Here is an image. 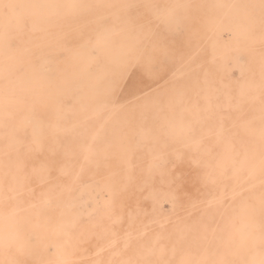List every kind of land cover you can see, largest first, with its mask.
I'll return each mask as SVG.
<instances>
[{
    "label": "rangeland",
    "instance_id": "1",
    "mask_svg": "<svg viewBox=\"0 0 264 264\" xmlns=\"http://www.w3.org/2000/svg\"><path fill=\"white\" fill-rule=\"evenodd\" d=\"M0 41V264H264V0H24Z\"/></svg>",
    "mask_w": 264,
    "mask_h": 264
},
{
    "label": "bare ground",
    "instance_id": "2",
    "mask_svg": "<svg viewBox=\"0 0 264 264\" xmlns=\"http://www.w3.org/2000/svg\"><path fill=\"white\" fill-rule=\"evenodd\" d=\"M24 0H0V5L1 4H8V5H15V4H21L22 2H23ZM27 1H32V0H26V2ZM48 1V0H47ZM56 1V0H55ZM57 1H62V0H57ZM73 2H75V0H72ZM42 7V6H41ZM18 8V7H17ZM227 14V13H226ZM247 22V24H246V29L248 28V26H249V24L250 25H252L254 22L253 21H246ZM111 31V30H110ZM3 32V31H2ZM112 32V31H111ZM4 33V32H3ZM246 33H247V31H246ZM107 36V35H106ZM111 37V36H110ZM249 34L247 35L246 34V36H245V39L246 40H254V38H255V36H252V37H249ZM108 38H109V36H108ZM118 38V37H117ZM104 41V40H103ZM1 42V41H0ZM4 42V41H3ZM118 42V41H117ZM117 44V43H116ZM119 44V43H118ZM6 45V44H5ZM7 46V45H6ZM80 46H81V44H80ZM100 46V45H99ZM103 46L104 47H100V48H104V49H107L106 48V46L107 45H105V41H104V44H103ZM237 46V45H236ZM123 47V46H122ZM108 48H109V44H108ZM106 53V52H105ZM108 54V53H107ZM226 54H228V53H226ZM12 55H14V54H12ZM11 55V56H12ZM74 55H77V54H74ZM100 55V52L97 54V56H95V57H97L98 58V56ZM225 55V54H224ZM10 56V55H9ZM78 56V55H77ZM245 59V58H244ZM243 59V60H244ZM96 60V59H95ZM216 63V62H215ZM53 65V64H52ZM44 68V67H43ZM42 68V69H43ZM47 69V68H46ZM132 70V68H129L127 71H126V73L124 74V76H123V78H122V82H123V84H124V82H126L127 80H128V78H129V75H130V71ZM43 71V70H42ZM48 71H49V69H48ZM103 71V70H102ZM174 76H177L176 74H173ZM178 77H180V76H178ZM263 80V79H262ZM78 85V84H77ZM79 86V85H78ZM93 86H94V84H93ZM79 88V87H78ZM122 89V88H121ZM32 90V89H31ZM95 93V92H94ZM139 95H141V94H137L135 97H137V96H139ZM34 97H36V96H34ZM37 97H38V95H37ZM39 98V97H38ZM8 100V99H7ZM39 101V100H38ZM5 102V101H4ZM168 105V104H167ZM166 105V106H167ZM181 105V104H180ZM64 108V107H63ZM67 108V107H66ZM85 108V107H84ZM83 108V109H84ZM68 109V108H67ZM66 110V109H65ZM94 110V109H93ZM119 110V109H118ZM143 110H145L144 108H143ZM69 111V110H68ZM73 112V111H72ZM75 112V111H74ZM94 112V111H93ZM209 112V111H208ZM76 113V112H75ZM95 113V112H94ZM206 113V112H205ZM71 114V113H70ZM72 114H74V113H72ZM97 114H99L98 112L95 114V115H97ZM203 114H204V112H203ZM205 115V114H204ZM209 115V114H208ZM210 117V116H209ZM34 118V117H33ZM253 120V119H252ZM254 121V120H253ZM108 122V121H107ZM254 122H256V121H254ZM260 123V122H259ZM104 125V124H103ZM106 125V124H105ZM260 125H261V123H260ZM59 127H61V126H59ZM58 127V128H59ZM62 128V127H61ZM149 128V127H148ZM72 129V128H71ZM73 130V129H72ZM38 132V131H37ZM237 132V131H236ZM135 133H137V132H135ZM134 133V134H135ZM144 133V132H143ZM216 133V132H215ZM142 135V134H141ZM263 137V136H262ZM227 138V137H226ZM229 138V137H228ZM139 142V141H138ZM41 143V142H40ZM155 143V142H154ZM223 143V142H222ZM33 144H35V143H33ZM32 146V145H31ZM37 147V146H36ZM120 147V146H119ZM118 147V148H119ZM38 148V147H37ZM117 148V149H118ZM117 149H116V151H117ZM129 150V149H128ZM119 151L121 152V150H120V148H119ZM229 151H231V153H232V150H230V148H229ZM126 152H127V150H126ZM209 152V151H208ZM125 153V152H124ZM178 153H180V152H178ZM121 154H123V152L121 153ZM234 154H236V153H233V155ZM204 155V154H203ZM208 155V154H207ZM237 155V154H236ZM143 157V156H142ZM239 157V156H238ZM219 167V166H218ZM131 168V167H130ZM262 168H264V166H262ZM127 169H129V168H127ZM132 169V168H131ZM260 169H261V167H260ZM67 172V171H66ZM79 173H80V171H79ZM223 173V172H222ZM225 173V172H224ZM239 173V172H238ZM235 174V173H234ZM73 183V182H72ZM77 183V182H76ZM75 184V183H74ZM78 184V183H77ZM10 190V189H9ZM20 194H22V193H20ZM150 197V196H149ZM152 198V197H151ZM154 198V197H153ZM109 199V198H108ZM49 202V201H48ZM73 202V201H72ZM155 220H157V218L155 219ZM164 220V219H163ZM160 221V220H159ZM162 221V220H161ZM158 222V221H157ZM36 224H39V223H36ZM12 228V227H11ZM15 228V227H14ZM12 230V229H11ZM0 231H1V229H0ZM146 233V232H145ZM144 233V234H145ZM55 238V237H54ZM205 240H207V239H205ZM184 242V241H183ZM209 243V242H208ZM183 244V243H182ZM185 244V243H184ZM223 244H224V242H223ZM252 253H254V252H252ZM255 254V253H254ZM264 256V254L263 253H260V259L262 258ZM159 257V256H158ZM7 259V258H6ZM252 259V258H251ZM251 264H260V262H259V260L257 259H255L254 261H253V263H251Z\"/></svg>",
    "mask_w": 264,
    "mask_h": 264
}]
</instances>
